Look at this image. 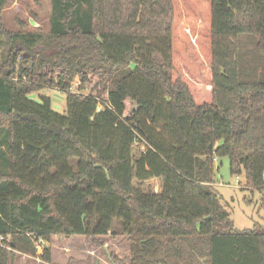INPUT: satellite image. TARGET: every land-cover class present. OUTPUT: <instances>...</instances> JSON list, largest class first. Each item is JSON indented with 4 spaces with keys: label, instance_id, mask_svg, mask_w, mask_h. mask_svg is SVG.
<instances>
[{
    "label": "trees",
    "instance_id": "16d2710c",
    "mask_svg": "<svg viewBox=\"0 0 264 264\" xmlns=\"http://www.w3.org/2000/svg\"><path fill=\"white\" fill-rule=\"evenodd\" d=\"M246 34L264 74V0H52L49 33L0 19V264H53L33 239L110 235L128 238L130 264H264V227L235 231L213 187L229 158L264 190V80H242ZM77 79L89 94L70 92ZM46 89L67 94L66 114L29 98Z\"/></svg>",
    "mask_w": 264,
    "mask_h": 264
},
{
    "label": "rangeland",
    "instance_id": "374dc122",
    "mask_svg": "<svg viewBox=\"0 0 264 264\" xmlns=\"http://www.w3.org/2000/svg\"><path fill=\"white\" fill-rule=\"evenodd\" d=\"M52 14V0H9L1 14V21L6 30L18 32L25 29L28 32L49 33ZM24 27V28H22ZM256 39L252 35H243L239 40V63L243 72V82H257L264 80L261 67L263 58L258 53ZM3 43L0 42V61L5 57ZM254 70L255 72H252ZM79 79L72 85V92L89 94V88L81 91ZM40 96L51 99L52 109L60 114H66L67 94L58 90L46 89L33 93L29 98L40 102ZM137 153V149L134 150ZM239 180L240 183L237 182ZM214 190L221 206L230 214V221L235 231H248L264 227V190H254L247 184L245 175L233 176L230 173L229 158H219L215 161ZM158 180L148 181L144 189L155 193L160 191ZM121 222L116 221V229ZM103 246L94 248L92 243L83 237L65 239L52 238L51 242L42 243L43 253L45 245L53 255V264H130L128 261L130 243L123 236H106L101 238ZM36 259H39L38 262ZM39 257L31 258L15 254L13 264H42Z\"/></svg>",
    "mask_w": 264,
    "mask_h": 264
},
{
    "label": "built area",
    "instance_id": "2783aa9c",
    "mask_svg": "<svg viewBox=\"0 0 264 264\" xmlns=\"http://www.w3.org/2000/svg\"><path fill=\"white\" fill-rule=\"evenodd\" d=\"M73 85H74V84H73ZM70 92L73 93L72 90H70ZM77 93H78V92H77ZM77 93H76V94H77ZM237 182L240 183L239 180H237ZM33 241H34V243H35V245H36L37 250H38V251H42V243H43V241H39V240H36V239H33ZM8 243H9V239H8V238H5V237H3V236H0V248L6 249V250H12ZM38 254H39V253H38ZM40 255H41V254H40ZM24 257H26V256H24ZM36 260H37L38 262H40L39 259H36Z\"/></svg>",
    "mask_w": 264,
    "mask_h": 264
},
{
    "label": "crops",
    "instance_id": "0c3cea01",
    "mask_svg": "<svg viewBox=\"0 0 264 264\" xmlns=\"http://www.w3.org/2000/svg\"><path fill=\"white\" fill-rule=\"evenodd\" d=\"M50 246H51V244H50Z\"/></svg>",
    "mask_w": 264,
    "mask_h": 264
}]
</instances>
